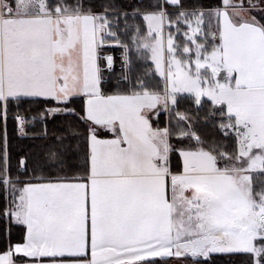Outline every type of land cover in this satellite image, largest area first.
<instances>
[{
    "label": "snow or ice",
    "instance_id": "obj_1",
    "mask_svg": "<svg viewBox=\"0 0 264 264\" xmlns=\"http://www.w3.org/2000/svg\"><path fill=\"white\" fill-rule=\"evenodd\" d=\"M36 98L14 175L9 111L24 133ZM0 117V264H264V0H0Z\"/></svg>",
    "mask_w": 264,
    "mask_h": 264
},
{
    "label": "trees",
    "instance_id": "obj_2",
    "mask_svg": "<svg viewBox=\"0 0 264 264\" xmlns=\"http://www.w3.org/2000/svg\"><path fill=\"white\" fill-rule=\"evenodd\" d=\"M129 2H135V0H123V3H129ZM202 2L205 5H211L212 0H202ZM150 66V64L141 62L139 65V68L141 71L147 69ZM115 74H119L117 71H115ZM115 81L113 80V83ZM205 99V98H204ZM44 100L45 99H27L25 100L22 105L19 108V112L21 115L26 117V132L24 135H19L18 128L16 125L15 120L13 119V115L17 112V108L13 106L8 115L7 119V137L9 142L10 151L13 157L12 165H13V174L15 175V168H16V158L17 154H22L24 152L29 151V149L36 144H39L41 141L38 139H35L34 136L36 134H43L44 131V125L42 122L37 120H32V117L36 115L42 107H44ZM205 104L203 109L199 110L200 117L202 118L204 115V112L207 111L208 108V102L207 99H205ZM184 102H182L183 105ZM82 101L79 98H73L72 103L65 105L64 107L68 108H75L77 112L80 111ZM50 106H55V101L49 100ZM197 109L193 105V114H195ZM76 117L74 116H66V115H56L54 118L50 117L47 122V130L48 134L51 135L52 132L55 130L56 126L59 124L66 122V121H74ZM165 119L164 115L160 116V120L163 121ZM202 128L207 134L209 138L213 135L214 129L212 128L211 122L207 124H202ZM5 134V130L3 127V124L0 120V144L3 143V137ZM177 157L173 156V163L175 164ZM253 180L256 184V187L259 188L264 184V172L259 174H253ZM6 203L2 189H0V207H2ZM8 228L9 225L6 220L0 219V247H6L7 241H8ZM21 234V228L17 225H11V241L15 242L19 239ZM243 257L240 255H234V256H228V255H217L213 254L209 260L208 264H238V262ZM161 262V261H160ZM164 262V261H162Z\"/></svg>",
    "mask_w": 264,
    "mask_h": 264
},
{
    "label": "built area",
    "instance_id": "obj_3",
    "mask_svg": "<svg viewBox=\"0 0 264 264\" xmlns=\"http://www.w3.org/2000/svg\"><path fill=\"white\" fill-rule=\"evenodd\" d=\"M106 53L112 54L115 58V71L120 73L121 71V52L122 49L119 47H109L105 49Z\"/></svg>",
    "mask_w": 264,
    "mask_h": 264
},
{
    "label": "rangeland",
    "instance_id": "obj_4",
    "mask_svg": "<svg viewBox=\"0 0 264 264\" xmlns=\"http://www.w3.org/2000/svg\"><path fill=\"white\" fill-rule=\"evenodd\" d=\"M248 2H249V0H245L244 1V3H246L245 5H247ZM253 2H255V0H253ZM220 3H221V0H212L211 5L216 6ZM253 174H257V173H253ZM159 264H188V262H182V261H176L174 259H169V260H166L164 262L161 261V262H159Z\"/></svg>",
    "mask_w": 264,
    "mask_h": 264
},
{
    "label": "crops",
    "instance_id": "obj_5",
    "mask_svg": "<svg viewBox=\"0 0 264 264\" xmlns=\"http://www.w3.org/2000/svg\"><path fill=\"white\" fill-rule=\"evenodd\" d=\"M244 1H245V0H244ZM232 2H234V3H239V0H232ZM245 4H246V3H245ZM36 99H45V98H36ZM205 99H207V98H205ZM0 120H1V122H2V124H3V127H4V130H5V123H4L3 118L0 117ZM17 128H18V127H17ZM25 132H26V122H25V130H24V133H21V132L19 131V129H18V133H19V135H24Z\"/></svg>",
    "mask_w": 264,
    "mask_h": 264
}]
</instances>
